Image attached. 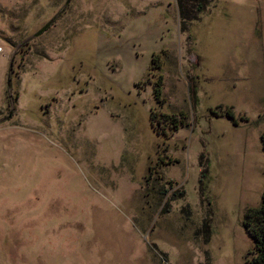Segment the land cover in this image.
<instances>
[{
	"label": "rangeland",
	"instance_id": "374dc122",
	"mask_svg": "<svg viewBox=\"0 0 264 264\" xmlns=\"http://www.w3.org/2000/svg\"><path fill=\"white\" fill-rule=\"evenodd\" d=\"M0 48V264H249L264 0H0Z\"/></svg>",
	"mask_w": 264,
	"mask_h": 264
},
{
	"label": "trees",
	"instance_id": "16d2710c",
	"mask_svg": "<svg viewBox=\"0 0 264 264\" xmlns=\"http://www.w3.org/2000/svg\"><path fill=\"white\" fill-rule=\"evenodd\" d=\"M158 64V65H157ZM153 70H160L161 66L158 61H153ZM162 77L155 83L153 94L159 103H163V84ZM159 117V119H158ZM184 118V117H183ZM168 125L173 131L177 132L183 125V122L177 118H173L162 113H152L151 121ZM264 147V136L262 138ZM245 229L249 234L254 244L253 257L249 264H264V195L262 202L258 208L249 209L245 215Z\"/></svg>",
	"mask_w": 264,
	"mask_h": 264
},
{
	"label": "water",
	"instance_id": "95a60500",
	"mask_svg": "<svg viewBox=\"0 0 264 264\" xmlns=\"http://www.w3.org/2000/svg\"><path fill=\"white\" fill-rule=\"evenodd\" d=\"M52 21L50 23H48L43 29H41L34 37H39L40 35H42L45 31H47V29L51 26ZM8 86L10 87V83H8Z\"/></svg>",
	"mask_w": 264,
	"mask_h": 264
},
{
	"label": "built area",
	"instance_id": "2783aa9c",
	"mask_svg": "<svg viewBox=\"0 0 264 264\" xmlns=\"http://www.w3.org/2000/svg\"><path fill=\"white\" fill-rule=\"evenodd\" d=\"M2 50H3V49H2V48H0V52H2Z\"/></svg>",
	"mask_w": 264,
	"mask_h": 264
}]
</instances>
